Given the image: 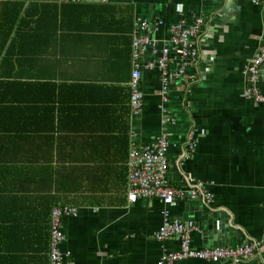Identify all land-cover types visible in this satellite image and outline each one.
I'll return each mask as SVG.
<instances>
[{"label":"crops","instance_id":"0c3cea01","mask_svg":"<svg viewBox=\"0 0 264 264\" xmlns=\"http://www.w3.org/2000/svg\"><path fill=\"white\" fill-rule=\"evenodd\" d=\"M0 0V264H50L49 213L60 219V264H157L164 211L194 249L260 241L264 232V105L244 98V64L264 33V0ZM204 19L199 60L185 86L142 71L138 115L129 108L137 18L170 25ZM147 48L141 65L154 61ZM256 89L264 97V63ZM160 107L172 122L163 124ZM169 139L168 182L204 183L199 198L127 201L130 133L137 146ZM187 155L186 157H184ZM264 257V256H263ZM172 264H225L178 260ZM238 264H264L247 258Z\"/></svg>","mask_w":264,"mask_h":264},{"label":"built area","instance_id":"2783aa9c","mask_svg":"<svg viewBox=\"0 0 264 264\" xmlns=\"http://www.w3.org/2000/svg\"><path fill=\"white\" fill-rule=\"evenodd\" d=\"M99 1L104 2L105 0ZM249 1L253 4L257 3L256 0ZM204 23V19L201 17L193 18L189 24L178 21L170 25L168 39L159 42L154 38V33L161 26V21L151 23L147 19L140 18L134 21L131 43V74L128 84L129 108L132 115H138L142 108L143 96L139 89L142 71L156 69L160 73L163 86L161 91L162 102L166 101L169 64L173 63L176 67L171 78L181 81L185 86L193 81V78L187 75L186 71L198 63V38ZM147 48L155 60L141 65V54ZM263 63L264 33L251 58L244 64L242 72L244 76V98L261 105H264V97L257 91L256 81L258 70ZM160 112L163 115L161 118L163 124L172 122V118L166 116L163 107H160ZM168 147L169 139L164 131L143 146H137L135 133H130L127 157V201L135 204L141 200L156 199L170 205L175 200L199 198L205 203H210L211 195L205 190L203 182L186 176V189L175 188L168 182ZM73 213L74 209L66 205L52 208L49 213L50 264L61 263L58 249L62 240L60 219L64 216H71ZM162 215L163 220L156 231V239L163 242L175 238L178 241V251L163 254L157 264H172L175 261L185 259L214 263L225 262V264H238L247 258H263L264 260V232L260 241L240 246L194 249L190 245V234L199 232L198 226L183 224L176 218H170L168 211H164Z\"/></svg>","mask_w":264,"mask_h":264},{"label":"clouds","instance_id":"9594fccd","mask_svg":"<svg viewBox=\"0 0 264 264\" xmlns=\"http://www.w3.org/2000/svg\"><path fill=\"white\" fill-rule=\"evenodd\" d=\"M64 206V205H63ZM66 206H68V205H66Z\"/></svg>","mask_w":264,"mask_h":264},{"label":"trees","instance_id":"16d2710c","mask_svg":"<svg viewBox=\"0 0 264 264\" xmlns=\"http://www.w3.org/2000/svg\"><path fill=\"white\" fill-rule=\"evenodd\" d=\"M52 209V208H51ZM51 211V210H50Z\"/></svg>","mask_w":264,"mask_h":264}]
</instances>
